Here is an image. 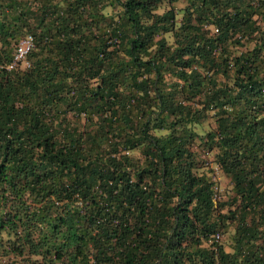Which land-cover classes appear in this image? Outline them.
<instances>
[{
	"label": "trees",
	"instance_id": "obj_1",
	"mask_svg": "<svg viewBox=\"0 0 264 264\" xmlns=\"http://www.w3.org/2000/svg\"><path fill=\"white\" fill-rule=\"evenodd\" d=\"M0 264H264V0H0Z\"/></svg>",
	"mask_w": 264,
	"mask_h": 264
},
{
	"label": "rangeland",
	"instance_id": "obj_2",
	"mask_svg": "<svg viewBox=\"0 0 264 264\" xmlns=\"http://www.w3.org/2000/svg\"><path fill=\"white\" fill-rule=\"evenodd\" d=\"M25 41V40H24ZM214 176L217 182L218 195L225 196L229 191V183L225 176H223L218 169H214ZM226 243V242H225Z\"/></svg>",
	"mask_w": 264,
	"mask_h": 264
},
{
	"label": "built area",
	"instance_id": "obj_3",
	"mask_svg": "<svg viewBox=\"0 0 264 264\" xmlns=\"http://www.w3.org/2000/svg\"><path fill=\"white\" fill-rule=\"evenodd\" d=\"M25 40V41H24ZM18 46L17 48V56L21 55L24 53L29 45V39L25 38Z\"/></svg>",
	"mask_w": 264,
	"mask_h": 264
}]
</instances>
